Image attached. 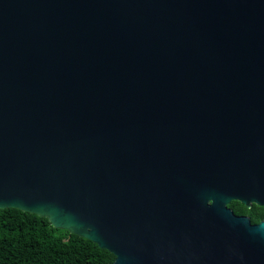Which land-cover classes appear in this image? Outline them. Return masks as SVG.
Instances as JSON below:
<instances>
[{
    "label": "water",
    "instance_id": "obj_1",
    "mask_svg": "<svg viewBox=\"0 0 264 264\" xmlns=\"http://www.w3.org/2000/svg\"><path fill=\"white\" fill-rule=\"evenodd\" d=\"M264 0H0V209L110 264H264Z\"/></svg>",
    "mask_w": 264,
    "mask_h": 264
},
{
    "label": "trees",
    "instance_id": "obj_2",
    "mask_svg": "<svg viewBox=\"0 0 264 264\" xmlns=\"http://www.w3.org/2000/svg\"><path fill=\"white\" fill-rule=\"evenodd\" d=\"M114 255L45 217L0 209V264H110Z\"/></svg>",
    "mask_w": 264,
    "mask_h": 264
},
{
    "label": "flooded vegetation",
    "instance_id": "obj_3",
    "mask_svg": "<svg viewBox=\"0 0 264 264\" xmlns=\"http://www.w3.org/2000/svg\"><path fill=\"white\" fill-rule=\"evenodd\" d=\"M226 206L230 208L235 215L248 217L252 224L264 220V205H258L254 202L245 205L239 200L232 199L226 204Z\"/></svg>",
    "mask_w": 264,
    "mask_h": 264
}]
</instances>
